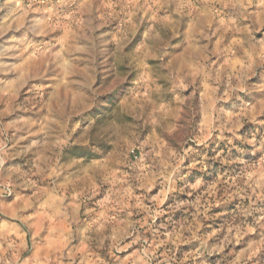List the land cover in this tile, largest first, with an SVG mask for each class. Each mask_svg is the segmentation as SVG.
I'll list each match as a JSON object with an SVG mask.
<instances>
[{"label":"clouds","instance_id":"obj_1","mask_svg":"<svg viewBox=\"0 0 264 264\" xmlns=\"http://www.w3.org/2000/svg\"><path fill=\"white\" fill-rule=\"evenodd\" d=\"M0 264H264V0H0Z\"/></svg>","mask_w":264,"mask_h":264}]
</instances>
